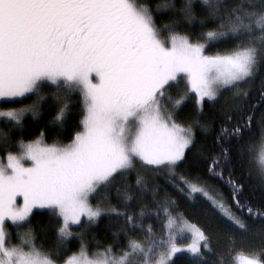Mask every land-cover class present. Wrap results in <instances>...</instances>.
Masks as SVG:
<instances>
[{"label":"snow or ice","instance_id":"snow-or-ice-1","mask_svg":"<svg viewBox=\"0 0 264 264\" xmlns=\"http://www.w3.org/2000/svg\"><path fill=\"white\" fill-rule=\"evenodd\" d=\"M199 6L198 12L196 0L179 6L0 0V103L20 104L0 107V264H175L181 253L189 264H208V255L213 264H264V203L243 198L244 186L232 176L239 164L264 183V110L256 115L264 109V0H199ZM164 12L168 19L160 18ZM257 76L259 100L252 104L249 86ZM226 92L217 110L220 150L203 162L230 186L231 201L180 170L196 130L208 132L217 118H200L205 105L220 103ZM193 98V113L179 119ZM45 105L54 110L48 125L57 137L70 113L80 117L79 130L67 143H47V125L35 139L14 141L13 130H22L28 115L42 118ZM254 122L259 145L252 143ZM161 180L181 196L210 202L206 227L179 211ZM34 208L47 209L55 221L50 249L35 243L36 227L46 234L48 225H33ZM103 216L116 225L112 243L98 242L89 255L87 232ZM221 218L227 231L216 247L210 230ZM8 221L19 243L10 242ZM74 235L79 251L66 255Z\"/></svg>","mask_w":264,"mask_h":264},{"label":"trees","instance_id":"trees-1","mask_svg":"<svg viewBox=\"0 0 264 264\" xmlns=\"http://www.w3.org/2000/svg\"><path fill=\"white\" fill-rule=\"evenodd\" d=\"M157 0H152V3L155 4ZM160 3H164L165 0H159ZM180 0H177V6H179ZM197 11H200L199 0H196ZM170 13L164 12L161 14V19H168ZM224 46H220V50H222ZM217 48H212L210 51L215 52ZM264 76V73L261 74ZM261 76H257L255 81L249 86L251 92V98L249 103L255 104L259 100V89L261 83ZM48 89H46L47 91ZM230 94L225 93L224 97L221 98L220 103L212 106L211 104H206L204 108V114L200 117L203 119L211 120L213 115H216L217 118L213 124V127L208 132H203L199 129L196 130V144L195 147L187 150V162L180 165V170L186 172L188 175L192 177H200L203 182H205L211 189L219 191L223 193L224 197L231 201V188L227 185L224 180H221L217 177L210 176L207 170V163L203 161L208 160L210 163V156L214 155L216 152H219V148L215 146V136L220 128V121L222 117L217 114V110L220 108L221 104L225 103V98H229ZM18 100H22L24 104L30 103L31 98H17ZM230 104V99H229ZM193 104L194 99H190L187 102L186 107L180 112L179 119L185 120L190 114L193 113ZM20 104H5L0 103V107H19ZM46 111L42 114V118L38 120H34L31 115L25 117V126L22 130L16 131L13 130L12 137L13 140H17L23 137L24 140L35 139L36 136L39 135L41 129L45 128L47 125L49 128L48 134L45 136V141L48 143H52L55 139H60L64 143H67L72 136L74 135L75 130H79L76 128V124L78 123L80 117L76 116L72 113L69 114V123L66 126V129L57 137L54 134V130H52L51 125H48V120L51 119V116L54 114L53 109H48L47 105H45ZM264 109H260L258 107L256 115L259 116L260 112ZM0 126H3L0 124ZM253 140L252 143L255 145H259L260 143V132L258 129H255L254 122V132H253ZM16 150V149H13ZM229 173L225 171L224 176L227 178ZM232 176L235 179H238L244 186L243 188V198H246L253 205H260L264 203V183H262L261 178L256 174L255 170L250 174L246 168H241L239 164H236L235 170L232 172ZM160 184L164 187L168 188L169 193L175 197L178 201L179 211L184 214V216L193 224H197L202 227L207 226V221L209 217L213 215V209L208 200L203 197H199L196 200H190L185 196H181L177 194V192L172 189L170 186L164 185L163 180L160 181ZM93 204L96 203L95 200L92 201ZM113 203H116L113 200ZM234 203V202H233ZM218 215V213L216 214ZM37 221H39L42 225H48L46 234L41 232V228L39 226L36 227V241L37 246H43L45 249H50L56 243V233L55 229L52 225L55 224V221L52 220L50 223L49 214L47 209H34L32 215L33 225H37ZM250 222L253 223L254 227L259 226V221L250 218ZM7 230L11 233V241L13 244L19 242V238L17 236V230L14 226H12L11 222H7L6 224ZM160 224L156 222V229L159 231ZM116 230L115 223H110L108 216H103L100 218L99 222L96 225H93L89 228L86 236V240L88 243L89 253H93L97 251L96 245L99 242L102 245H107L112 243L111 233ZM72 231L74 233L80 232L81 229L79 227L73 226ZM211 235L213 239V244L216 247H221L223 245V236L222 233L227 231L225 223L220 220H216L214 222L213 227L211 228ZM219 240V243L217 241ZM258 241H250V245L256 244ZM80 241L77 236L70 237L66 242L67 253L66 255H70L72 252L79 251ZM246 247L248 245H245ZM214 257L212 255H208V264H213ZM175 264H189V257L186 253L177 254L175 258Z\"/></svg>","mask_w":264,"mask_h":264},{"label":"rangeland","instance_id":"rangeland-1","mask_svg":"<svg viewBox=\"0 0 264 264\" xmlns=\"http://www.w3.org/2000/svg\"><path fill=\"white\" fill-rule=\"evenodd\" d=\"M194 99V98H193ZM48 143V142H47ZM17 200H18V202L19 203H23V200H22V197H17ZM34 209H39V208H34ZM33 209V210H34ZM9 222H11V221H9ZM190 239H191V236H190V234H185V238L182 240V242L183 243H188V242H190ZM12 243V242H11ZM19 243V242H18ZM16 244V243H15ZM78 252V251H77ZM92 254V253H91ZM90 253H89V255H91Z\"/></svg>","mask_w":264,"mask_h":264}]
</instances>
